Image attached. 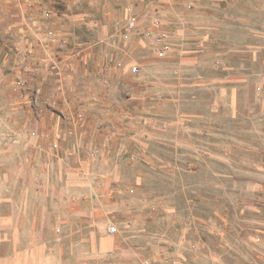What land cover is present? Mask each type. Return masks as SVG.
I'll use <instances>...</instances> for the list:
<instances>
[{
	"label": "rangeland",
	"instance_id": "1",
	"mask_svg": "<svg viewBox=\"0 0 264 264\" xmlns=\"http://www.w3.org/2000/svg\"><path fill=\"white\" fill-rule=\"evenodd\" d=\"M28 3L0 26V264H264V0H130L50 54Z\"/></svg>",
	"mask_w": 264,
	"mask_h": 264
},
{
	"label": "crops",
	"instance_id": "2",
	"mask_svg": "<svg viewBox=\"0 0 264 264\" xmlns=\"http://www.w3.org/2000/svg\"><path fill=\"white\" fill-rule=\"evenodd\" d=\"M47 1L50 4L49 6H52L54 9V14L52 18L47 21V24H51L47 28L50 29V26H52L51 30L48 29L46 30L47 32L50 31L53 33L52 39L49 42V45L47 46L48 47L47 52L50 54L53 48L52 45L55 46V43L66 45L68 43L67 42L69 39L68 37L77 39V37L79 36L81 37L86 35L87 34L85 33L86 30L87 32L89 30V33L91 32L95 33L94 30H97L98 38L104 37L105 36L104 33H108L109 31H111L113 24L116 21H118L120 17H122L124 12L123 10L125 9L124 7L130 0H119L118 2L116 0H47ZM28 2H31V0H0V7H3L5 11L7 10L6 14L5 12H3V16H0V26H1V35H2L1 38L4 39L3 40L4 43L8 46H10L9 41L11 40V38H8V35H6L5 37V33L7 34V32H9V25L11 24V22L17 21L18 23L17 22L16 23L17 25H19L21 21H24L21 23L22 25L21 28L23 30H25L24 26L27 23V20L25 19L26 16L21 15L20 9H18L17 11L16 6H22L23 8H26L27 4H29ZM119 5L121 8L117 7ZM12 7L15 10H13ZM54 7L59 8V10H56ZM9 11L12 12L11 15H9L8 13ZM128 11L131 12V9L130 10L128 9ZM127 15L128 12L126 16ZM42 17L44 18L43 15ZM129 17L131 16L128 15L127 19ZM127 19L125 21H127ZM44 20H47V18H44ZM103 23L110 24L105 26L104 31L99 30L98 27L96 29L94 28L95 24L102 25ZM61 39L66 40V43H63ZM4 47L5 46H3V48ZM90 47L93 46H87L86 48H84V50L81 49V52L83 53L82 58L84 59V61L86 60L85 58H87V60L90 59L89 56L93 52L89 50ZM36 52H38V50ZM54 58L57 57L54 56ZM92 61L94 62V59ZM75 62L77 63L78 59H76ZM37 260L35 257L32 259L34 264L39 263L37 262Z\"/></svg>",
	"mask_w": 264,
	"mask_h": 264
},
{
	"label": "built area",
	"instance_id": "3",
	"mask_svg": "<svg viewBox=\"0 0 264 264\" xmlns=\"http://www.w3.org/2000/svg\"><path fill=\"white\" fill-rule=\"evenodd\" d=\"M32 5V4H30ZM150 27L144 28L140 30L142 37L146 40L150 49L154 51V54L157 58H166L169 53L173 50V45L170 40L168 33L164 30L163 22L160 16L153 15L150 20ZM125 31L126 33L123 35L124 40H129L131 34L137 29V23L134 17H129L125 22ZM48 38L52 39L53 33L48 31ZM63 43H66V40L61 39ZM122 61V60H121ZM123 63L118 62V66L123 68ZM110 66V64H109ZM106 63H104L102 72L103 82L108 83V77L111 75V66L109 67ZM126 66V65H125ZM123 71H126L129 74H136L139 71V65L131 62L127 65V68H123ZM110 72V75H109ZM21 85H24V82H21ZM107 231L109 233H114L117 231V228L114 225H108Z\"/></svg>",
	"mask_w": 264,
	"mask_h": 264
}]
</instances>
